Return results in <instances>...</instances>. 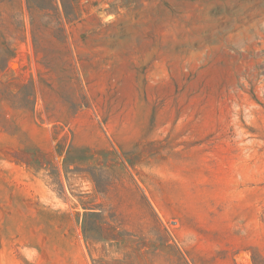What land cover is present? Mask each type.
I'll list each match as a JSON object with an SVG mask.
<instances>
[{
	"label": "rangeland",
	"instance_id": "374dc122",
	"mask_svg": "<svg viewBox=\"0 0 264 264\" xmlns=\"http://www.w3.org/2000/svg\"><path fill=\"white\" fill-rule=\"evenodd\" d=\"M54 1L0 0V264H264V0Z\"/></svg>",
	"mask_w": 264,
	"mask_h": 264
},
{
	"label": "trees",
	"instance_id": "16d2710c",
	"mask_svg": "<svg viewBox=\"0 0 264 264\" xmlns=\"http://www.w3.org/2000/svg\"><path fill=\"white\" fill-rule=\"evenodd\" d=\"M37 1H38V0H26V2H27V4H28V9H29V12H30V16H31V26H32V27L36 26V24L34 23V18H33V16L35 15V13H40V12L43 13V11H44V10L42 9V7H39V6L37 5V3H36ZM48 1H50L51 3H54V2H55L54 0H48ZM31 6H34L36 9H32ZM54 16H55V18L57 19L58 23L61 24V22H62L64 19L69 20V16H70V14L67 13L66 11H63V13H61L59 10L54 9ZM77 18H78V15H76L74 19H77ZM74 19H73V20H74ZM70 21H71V20H70ZM12 57H13V50H11V51H6V57H5V59L8 60V59H10V58H12ZM6 60H4V61H6ZM1 69L3 70L4 67L2 66ZM29 98H30V99L33 98L31 92L29 93Z\"/></svg>",
	"mask_w": 264,
	"mask_h": 264
}]
</instances>
